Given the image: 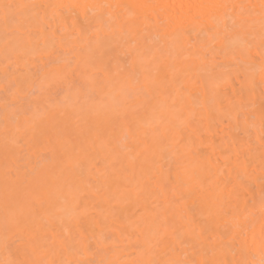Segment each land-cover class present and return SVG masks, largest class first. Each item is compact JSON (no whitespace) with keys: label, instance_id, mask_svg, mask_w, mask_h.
Here are the masks:
<instances>
[{"label":"bare ground","instance_id":"1","mask_svg":"<svg viewBox=\"0 0 264 264\" xmlns=\"http://www.w3.org/2000/svg\"><path fill=\"white\" fill-rule=\"evenodd\" d=\"M262 3L0 0V264H260Z\"/></svg>","mask_w":264,"mask_h":264},{"label":"snow or ice","instance_id":"2","mask_svg":"<svg viewBox=\"0 0 264 264\" xmlns=\"http://www.w3.org/2000/svg\"><path fill=\"white\" fill-rule=\"evenodd\" d=\"M21 7L20 5H4L5 8V20L7 23H14L17 22L16 21V17L14 14H10L11 10ZM93 7L99 9L100 11L98 12L97 15V23L100 25V27L97 28V32L99 33V31L101 30L102 27L105 26L104 23V18L106 15H108V13L105 11L109 6L108 5H94ZM262 11H264V3H262L261 5ZM264 23V22H262ZM71 72V66L69 65L67 69L64 70L63 75L64 78L67 79L68 78V74ZM98 99V97H90V100L95 102ZM187 189V192H185L184 190ZM199 192V185L197 184L196 188H193L192 184H186L184 182V179L182 176L179 177V187L176 189V195H177V202L178 200H183L186 198V195H191V196H195L197 195ZM262 209H264V202H262ZM220 215L223 217L224 215H227L226 212H224L223 210L220 211ZM232 224L233 227L237 228V229H241L242 228V223L239 220L233 219L232 220ZM261 235H262V240H264V224H262L261 226ZM177 239H179V236L177 237ZM10 264H48V262L46 261H28V260H24V261H12L10 262ZM52 264H57V262H52ZM58 264H71V262L68 261H60L58 262ZM103 264V262H102ZM154 264V262H153ZM169 264H178V262H169ZM242 264H248L247 261L242 262ZM260 264H264V259L261 260Z\"/></svg>","mask_w":264,"mask_h":264},{"label":"rangeland","instance_id":"3","mask_svg":"<svg viewBox=\"0 0 264 264\" xmlns=\"http://www.w3.org/2000/svg\"><path fill=\"white\" fill-rule=\"evenodd\" d=\"M57 90H58V93L60 92V94H61V92H62V91H61L60 89H57ZM55 94H56V96H58V95H59V94H57V91H56V93H55Z\"/></svg>","mask_w":264,"mask_h":264}]
</instances>
